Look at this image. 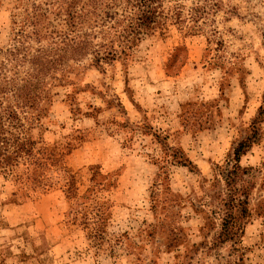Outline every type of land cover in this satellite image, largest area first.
Masks as SVG:
<instances>
[{
	"label": "rangeland",
	"instance_id": "rangeland-1",
	"mask_svg": "<svg viewBox=\"0 0 264 264\" xmlns=\"http://www.w3.org/2000/svg\"><path fill=\"white\" fill-rule=\"evenodd\" d=\"M175 6L181 23L130 59L50 84L28 133L65 155L77 190L57 169L46 191L0 175V264H264V124L241 159L247 217L226 206L223 180L262 104L264 0H165ZM12 7L0 8V49Z\"/></svg>",
	"mask_w": 264,
	"mask_h": 264
},
{
	"label": "trees",
	"instance_id": "trees-1",
	"mask_svg": "<svg viewBox=\"0 0 264 264\" xmlns=\"http://www.w3.org/2000/svg\"><path fill=\"white\" fill-rule=\"evenodd\" d=\"M4 2L0 0V8ZM180 9L167 12L165 0H13L11 43L0 49V175L28 190L46 191L54 185L46 172L57 169L67 174L66 193L74 195L75 179L65 155L56 147H39L27 124L38 122L48 110L50 84L69 81L81 68L103 72L107 65L130 59L145 37L162 34L168 21L181 23ZM176 59H170V67ZM263 124L264 95L248 136L232 148L223 172L226 206L241 208L243 218L248 187L242 177L248 169L241 159L260 140ZM177 162L195 167L188 158ZM234 219L233 214L225 219L224 232H231Z\"/></svg>",
	"mask_w": 264,
	"mask_h": 264
}]
</instances>
